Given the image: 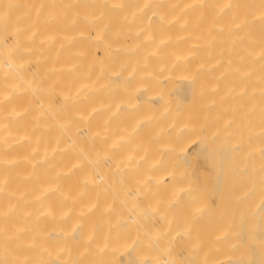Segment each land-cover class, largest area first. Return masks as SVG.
<instances>
[{"label":"bare ground","instance_id":"6f19581e","mask_svg":"<svg viewBox=\"0 0 264 264\" xmlns=\"http://www.w3.org/2000/svg\"><path fill=\"white\" fill-rule=\"evenodd\" d=\"M232 2L0 0V264H264Z\"/></svg>","mask_w":264,"mask_h":264},{"label":"rangeland","instance_id":"374dc122","mask_svg":"<svg viewBox=\"0 0 264 264\" xmlns=\"http://www.w3.org/2000/svg\"><path fill=\"white\" fill-rule=\"evenodd\" d=\"M223 2H224V0H222ZM231 1H235L234 2V4H233V6H234V8H232V10H230L229 11V16H232L234 13H235V17H236V19H234L235 17H234V15H233V19L234 20H232V19H230V18H228V20L229 21H231L232 20V22H236V21H238V20H240V18H241V24H242V22H244L243 20H245L246 21V19H247V21H249L248 19L250 18L251 19V17L250 16H246L245 14L246 13H244V12H246L247 11V9H248V11L247 12H250V9H251V12H253V14H254V12L256 11L257 12V14H262V11H263V13H264V2H263V0H231ZM232 2V3H233ZM219 3H221V2H219ZM231 3V4H232ZM217 4V3H216ZM248 4V7L247 8H245L244 9V6H246ZM243 5V6H242ZM242 7V8H241ZM257 7V8H256ZM258 7H259V9H260V11H258L257 9H258ZM230 8V9H231ZM256 8V9H255ZM255 9V10H254ZM261 9H263L262 11H261ZM235 10V11H234ZM254 10V11H253ZM232 11V12H231ZM210 13H211V11H209ZM231 12V13H230ZM237 12V13H236ZM259 12V13H258ZM230 14H232V15H230ZM238 14H240L239 16H241L242 15V17H239L238 16ZM249 14V13H248ZM253 14L252 13H250L249 15H252L253 16ZM264 15V14H263ZM229 16H227V17H229ZM245 16V17H244ZM226 17V18H227ZM237 17H238V19H237ZM254 17V16H253ZM243 18V19H242ZM255 18V17H254ZM264 18V17H263ZM205 17H203L202 18V21H205ZM257 19V18H256ZM259 19V18H258ZM261 19H262V17L260 16V21H261ZM227 20V21H228ZM254 20V19H253ZM246 21V22H247ZM259 21V20H258ZM263 21H264V19H263ZM239 23H240V21H238ZM254 22H257V21H251V22H248L249 23V27H248V25H246L247 23H243L244 25V27H246V29H245V34H243V36H242V38L240 39V40H238V44H235V45H232L231 47L234 49V50H236L235 52H233V57H232V64H233V69L234 70H237V69H241V73H242V76H244L245 78H246V80H244L245 81V84H242V85H245L246 86V89L245 90H242V91H245V94H246V96L244 97L245 98V102H246V105L247 106H243V108L245 107V108H247L248 107V109H247V111L249 110V112L251 113V111H252V104H254V102H253V99L254 98H252V91L253 90H255V89H253L254 88V86H253V84H255L254 83V81L252 80V79H255L256 77H259V76H257V74H258V72H257V74L256 73H254V71L256 70V68L254 69V66H256V67H258L257 65H254V60H255V57L253 56V51H254V45H256L257 44V47L258 48H261L260 49V53H262L263 55H264V48H262V46H263V44H264V42H262L263 41V39H264V24L262 25V21L260 22L261 24H260V26H261V28H259V26H257L258 27V29L256 28V26H254L255 25V23ZM257 24V23H256ZM257 29V31H259V33L257 32V34H255V30ZM259 29H261V31L259 30ZM244 30V29H243ZM250 30V31H249ZM247 31H249V33L247 32ZM251 32V33H250ZM249 34V35H248ZM260 34V35H259ZM256 35H258V36H256ZM255 36V37H254ZM256 38H258L257 40H255ZM256 42H258V43H256ZM241 45H240V44ZM260 43V44H259ZM256 47V46H255ZM264 47V46H263ZM238 53H240V54H242V59L241 60H239L238 58H237V54ZM259 53V54H260ZM261 54V55H262ZM260 58V57H259ZM262 61V60H261ZM261 65V64H260ZM259 65V67L258 68H260L261 66H262V68L264 67L263 65H261L260 66ZM254 70V71H253ZM260 70V69H259ZM258 70V71H259ZM264 70V69H263ZM260 71H262V70H260ZM262 74V73H261ZM234 75V74H233ZM258 75H260V74H258ZM236 75H234L233 76V79H235L236 80V78H234ZM250 78H249V77ZM251 76H252V78H251ZM263 76V78H264V74H262V75H260V77H262ZM238 77V76H237ZM254 77V78H253ZM243 78V77H242ZM238 80V79H237ZM240 80V79H239ZM252 80V81H251ZM242 81H243V79H242ZM255 82H256V79H255ZM237 83L239 84V82L237 81ZM229 84H231L232 85V83H229ZM236 83H234V85H235ZM256 85V84H255ZM262 85H264V83L262 84ZM239 86V85H238ZM245 86H243V87H245ZM234 87V86H233ZM242 87V88H243ZM235 88H241V86H239V87H237V85L235 86ZM253 89V90H252ZM247 92V93H246ZM251 94V95H250ZM250 95V96H249ZM249 97H251L252 98V102H251V98L249 99ZM242 99H240V100H242ZM237 100V104H240L241 103V101L239 100V103H238V98L236 99ZM250 100V101H249ZM244 101H242V102H244ZM249 101V102H248ZM234 103H236V101L234 100ZM242 104V103H241ZM254 106V105H253ZM242 107V106H241ZM246 110V109H245ZM244 110V111H245ZM243 111V110H242ZM253 113L252 114H247V113H245V114H247V117L249 116V118H251V119H253L252 118V116H254V114H255V111H254V108H253V111H252ZM241 114H243V113H240V116L242 117V115ZM240 116H239V121H240ZM244 117H245V115H243ZM246 117V118H247ZM255 119V118H254ZM243 120V119H242ZM248 119H246V121H247ZM246 121L244 122V120H243V122L244 123H241V124H243L242 126H245V125H249L248 123L250 122V121H252V120H250L249 119V121H247L248 123L247 124H245L246 123ZM254 121V120H253ZM242 122V121H241ZM251 123V122H250ZM253 123V122H252ZM251 123V124H252ZM245 124V125H244ZM245 127H247V126H245ZM53 129H54V127H53V125H52V128H51V130H50V134H49V136H46L45 135V130L44 129H42V130H39V137L36 139V141L37 142H40V143H42V142H51L52 141V137H51V134H52V131H53ZM23 260H25L24 259V257L22 258Z\"/></svg>","mask_w":264,"mask_h":264}]
</instances>
